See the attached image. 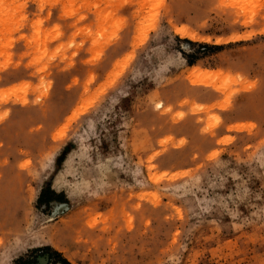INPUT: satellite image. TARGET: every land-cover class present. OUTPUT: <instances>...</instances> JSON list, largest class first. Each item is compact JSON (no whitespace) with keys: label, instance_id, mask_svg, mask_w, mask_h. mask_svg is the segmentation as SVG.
Listing matches in <instances>:
<instances>
[{"label":"rangeland","instance_id":"rangeland-1","mask_svg":"<svg viewBox=\"0 0 264 264\" xmlns=\"http://www.w3.org/2000/svg\"><path fill=\"white\" fill-rule=\"evenodd\" d=\"M6 1L0 264H264V0Z\"/></svg>","mask_w":264,"mask_h":264},{"label":"trees","instance_id":"trees-1","mask_svg":"<svg viewBox=\"0 0 264 264\" xmlns=\"http://www.w3.org/2000/svg\"><path fill=\"white\" fill-rule=\"evenodd\" d=\"M188 42H190V41H188ZM194 44H196V46L198 47L197 51H195L194 53L188 54L185 51L180 50L182 55L186 58V61L190 65L193 64L194 61L197 59L196 56L198 54L206 55L209 52V50L219 49L222 46V45L209 44V43H205V42H195ZM51 195L52 196L50 198H53V194H51ZM36 252H46L44 254V256L46 258V264H72L67 258H65L62 255L61 252H59L56 249H53L50 246H44L41 248H36L34 250H31V253H33V255H31L30 257H27L25 259H23L21 257V258L17 259L16 262H20L18 264H35Z\"/></svg>","mask_w":264,"mask_h":264},{"label":"bare ground","instance_id":"bare-ground-1","mask_svg":"<svg viewBox=\"0 0 264 264\" xmlns=\"http://www.w3.org/2000/svg\"><path fill=\"white\" fill-rule=\"evenodd\" d=\"M3 1H4V3H3ZM5 2H7L6 0H0V5H2V6H4L5 7V5H3V4H5ZM7 5L6 6H8V3H6ZM4 7H2V9L4 8ZM5 9V8H4ZM3 9V10H4ZM3 10L1 11V9H0V11L2 12H0V22H1V20H3V18L4 17H6V14L3 12Z\"/></svg>","mask_w":264,"mask_h":264}]
</instances>
